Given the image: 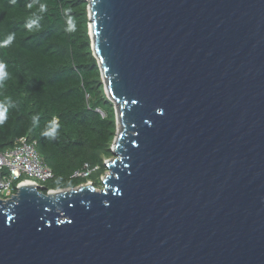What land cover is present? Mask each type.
<instances>
[{"label": "water", "instance_id": "water-1", "mask_svg": "<svg viewBox=\"0 0 264 264\" xmlns=\"http://www.w3.org/2000/svg\"><path fill=\"white\" fill-rule=\"evenodd\" d=\"M87 1L103 188L0 198V264H264V0Z\"/></svg>", "mask_w": 264, "mask_h": 264}, {"label": "trees", "instance_id": "trees-1", "mask_svg": "<svg viewBox=\"0 0 264 264\" xmlns=\"http://www.w3.org/2000/svg\"><path fill=\"white\" fill-rule=\"evenodd\" d=\"M41 4L47 6L43 13ZM88 6L87 0H0V63L8 73L0 86V107L7 108L0 123V149L22 136L37 141L54 172L45 192L88 181L100 186L105 160L113 156L116 106L105 92L93 52ZM34 15L38 27L29 31L25 25ZM69 15L74 32L66 31ZM9 36L12 42L4 46ZM54 118L57 135H42ZM86 164L91 172L75 176Z\"/></svg>", "mask_w": 264, "mask_h": 264}, {"label": "built area", "instance_id": "built-area-1", "mask_svg": "<svg viewBox=\"0 0 264 264\" xmlns=\"http://www.w3.org/2000/svg\"><path fill=\"white\" fill-rule=\"evenodd\" d=\"M91 170L76 171L75 176H85ZM54 177V172L40 153L37 141L22 136L10 147L0 149V198L8 200L16 195L23 184L45 185ZM59 189H48L53 192Z\"/></svg>", "mask_w": 264, "mask_h": 264}, {"label": "clouds", "instance_id": "clouds-1", "mask_svg": "<svg viewBox=\"0 0 264 264\" xmlns=\"http://www.w3.org/2000/svg\"><path fill=\"white\" fill-rule=\"evenodd\" d=\"M13 3L16 2V0H12ZM28 8H32L33 4L28 3L27 4ZM47 10V6L45 4H41L39 6V12L43 13ZM67 28L66 31L68 32H74L76 30V24L74 23L73 19L69 15L66 21ZM26 28L29 31H33L38 27V17L33 16L30 18L27 23H26ZM13 37L9 36L6 41H4V46H7V44H10L12 42ZM8 78V73L5 71V65L0 63V86H3V82ZM6 112L7 108L6 107H0V123H3L4 120L6 119ZM33 122L36 123L38 122V117L34 116L33 117ZM59 128V124L54 118L50 124L47 126V128L43 131L42 135L47 136L49 138H54L57 135V129Z\"/></svg>", "mask_w": 264, "mask_h": 264}, {"label": "rangeland", "instance_id": "rangeland-1", "mask_svg": "<svg viewBox=\"0 0 264 264\" xmlns=\"http://www.w3.org/2000/svg\"><path fill=\"white\" fill-rule=\"evenodd\" d=\"M118 130H119V127H118ZM113 144H114V143H113ZM112 148H113V145H112V147H111V150H112ZM112 157H113V156H112ZM112 157H110V158H112ZM110 158H107L105 161H108ZM106 172H108V168H107ZM106 172H105L103 175H101V177H100L101 182L103 181ZM86 183H89V184L92 183V184H93V182H91V181H88V182H86ZM99 185H100V186H96V189H97V190H101V189L103 188V182L100 183Z\"/></svg>", "mask_w": 264, "mask_h": 264}]
</instances>
